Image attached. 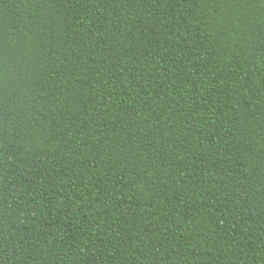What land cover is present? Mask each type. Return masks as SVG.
Wrapping results in <instances>:
<instances>
[{
  "label": "trees",
  "instance_id": "trees-1",
  "mask_svg": "<svg viewBox=\"0 0 264 264\" xmlns=\"http://www.w3.org/2000/svg\"><path fill=\"white\" fill-rule=\"evenodd\" d=\"M0 264H264V0H0Z\"/></svg>",
  "mask_w": 264,
  "mask_h": 264
}]
</instances>
